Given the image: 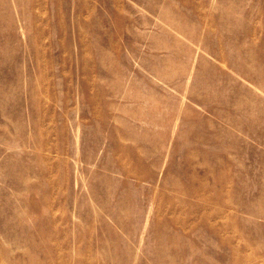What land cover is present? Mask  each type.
Masks as SVG:
<instances>
[{
    "label": "rangeland",
    "instance_id": "obj_1",
    "mask_svg": "<svg viewBox=\"0 0 264 264\" xmlns=\"http://www.w3.org/2000/svg\"><path fill=\"white\" fill-rule=\"evenodd\" d=\"M0 264H264V0H0Z\"/></svg>",
    "mask_w": 264,
    "mask_h": 264
}]
</instances>
